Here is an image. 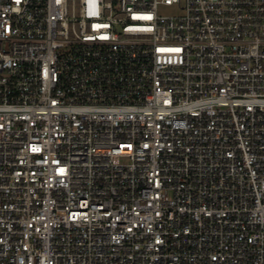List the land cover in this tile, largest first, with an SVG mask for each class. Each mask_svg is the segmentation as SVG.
Segmentation results:
<instances>
[{
  "label": "built area",
  "instance_id": "obj_1",
  "mask_svg": "<svg viewBox=\"0 0 264 264\" xmlns=\"http://www.w3.org/2000/svg\"><path fill=\"white\" fill-rule=\"evenodd\" d=\"M0 264H264V0H0Z\"/></svg>",
  "mask_w": 264,
  "mask_h": 264
}]
</instances>
